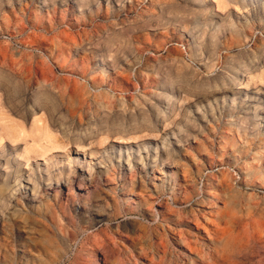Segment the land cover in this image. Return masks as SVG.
<instances>
[{"label":"rangeland","instance_id":"rangeland-1","mask_svg":"<svg viewBox=\"0 0 264 264\" xmlns=\"http://www.w3.org/2000/svg\"><path fill=\"white\" fill-rule=\"evenodd\" d=\"M0 264H264V0H0Z\"/></svg>","mask_w":264,"mask_h":264},{"label":"bare ground","instance_id":"bare-ground-1","mask_svg":"<svg viewBox=\"0 0 264 264\" xmlns=\"http://www.w3.org/2000/svg\"><path fill=\"white\" fill-rule=\"evenodd\" d=\"M125 142V141H124ZM39 149V148H38ZM46 149V148H45ZM81 150V149H80ZM28 151V150H27ZM31 153V152H30ZM199 225V224H198ZM200 231V230H199ZM202 232V231H201ZM179 233V232H177ZM212 237V236H211ZM220 237V236H219ZM223 237V236H221ZM208 239V238H207ZM225 239V237H224ZM223 240V239H222ZM179 246L181 248L185 247L190 249L191 251L198 252L200 253L202 251V245L198 242V240H193L189 237V234L187 235L186 233L182 232L180 233L179 236ZM204 251V250H203ZM207 251V250H206ZM166 254V253H165ZM192 254V253H191ZM198 257V256H197ZM200 258V257H199ZM160 259V258H159ZM203 259V258H202ZM197 262V261H196ZM204 262V261H203ZM205 263V262H204Z\"/></svg>","mask_w":264,"mask_h":264}]
</instances>
